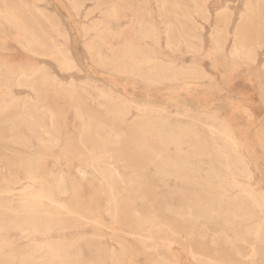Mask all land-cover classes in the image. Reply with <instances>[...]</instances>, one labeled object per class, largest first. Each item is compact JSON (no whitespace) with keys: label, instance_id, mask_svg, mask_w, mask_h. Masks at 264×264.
Masks as SVG:
<instances>
[{"label":"rangeland","instance_id":"obj_1","mask_svg":"<svg viewBox=\"0 0 264 264\" xmlns=\"http://www.w3.org/2000/svg\"><path fill=\"white\" fill-rule=\"evenodd\" d=\"M39 1L0 0L21 26L0 20V264H251L252 250L264 264V228L253 229L264 215L250 207L234 220L242 193L226 181V167L247 170L237 184L264 194V6L259 19L245 0H133L148 36L139 23L129 35L125 18L102 39L91 28L115 0ZM125 41L140 52L137 73L87 50L109 57ZM233 41L253 60L234 57ZM37 99L56 112L52 127L38 110L57 138L44 152L51 136L25 122Z\"/></svg>","mask_w":264,"mask_h":264},{"label":"bare ground","instance_id":"obj_2","mask_svg":"<svg viewBox=\"0 0 264 264\" xmlns=\"http://www.w3.org/2000/svg\"><path fill=\"white\" fill-rule=\"evenodd\" d=\"M39 1V0H38ZM67 1V0H66ZM73 4V8L77 9V10H80L82 7H83V3L79 0H70ZM160 1V0H159ZM194 1V0H192ZM40 2V1H39ZM114 2V0H113ZM156 2V0H155ZM143 5V4H142ZM261 5L264 6V0H245V11L247 14H250L252 16H255L257 18H261L260 16V13H261ZM72 6V5H71ZM72 9V8H71ZM76 12H79L77 11ZM226 10V9H225ZM101 12V18L96 22L94 23L93 25V28L92 31L93 33L95 32L97 35H101L102 36V39H107L109 34L111 35H114L113 31H112V27H113V24L115 23H118L119 21L125 19V18H128L129 19V26H128V30H129V35L133 32V30H135V25L139 23V26H140V29H139V33L143 36H148V30L146 28H144L140 21H142L143 19V14L141 13V11H139L138 9H136L134 7V4H133V0H115V2L110 6V7H105L104 10L100 11ZM173 12V11H172ZM223 12V11H222ZM126 13L130 14L129 16L127 15L126 16ZM200 14V13H199ZM247 14H245V18L247 19L248 16ZM229 15V14H228ZM251 16V18H252ZM77 17V16H76ZM0 20L3 21L4 23L6 24H12L13 26H15L16 28L18 29H21V26H18V25H15L13 23V18L8 16L7 13L4 11L3 8L0 7ZM127 20V19H126ZM260 22V21H259ZM91 24V23H90ZM93 24V23H92ZM115 30V29H114ZM118 30V28H117ZM88 31V30H87ZM91 31V30H89ZM88 31V33H90ZM121 31V29H120ZM88 33L86 35H88ZM219 34V33H218ZM119 35V34H117ZM17 36V35H16ZM165 36V35H164ZM135 38V37H134ZM94 39V38H93ZM96 39V37H95ZM129 39H131L129 37ZM215 39V38H214ZM92 40V39H91ZM113 40V39H111ZM133 40V39H131ZM14 41L19 45L21 46L22 48H24L25 50H28V51H33L35 49V45H37L38 43L36 42V40H34V38H31V41H23L21 40L19 37H14ZM122 41V40H121ZM106 42V41H105ZM108 42V41H107ZM133 42V41H132ZM215 45L217 48H219L220 46V41L216 38L215 39ZM122 43V42H121ZM16 44V45H17ZM108 44V43H107ZM140 44V43H139ZM260 44V43H259ZM167 45V44H166ZM95 46V45H94ZM97 46V45H96ZM112 46V45H111ZM111 46H108V51L110 50L113 51V54L111 56H107V57H101L99 56V54L97 53V51L95 50V48L93 46L90 45V47L88 46L87 50H89L88 52H90L92 54V56L96 57L97 61L99 63H103L105 62L107 67L110 68L111 70H114V71H124L125 69L126 70H130L131 72L133 73H137L138 71V67L136 66L139 61H143L142 58H141V55H140V52H138L139 50L138 49H135L133 48L132 44H129L127 41H125L124 44L120 45V48L117 49V50H113ZM140 46V45H139ZM231 52L233 54L234 57H238V56H241V55H245L247 57L248 60H253V56H252V53H246L245 52V47L243 44H239L235 41L232 42V49H231ZM172 53V52H171ZM191 53V51H190ZM55 54L59 56V58L57 57H52V59L56 60L58 59L59 60V66L61 67V69H63L64 71H67L69 69H71L73 67V63H72V60L70 58H68L67 56H65L64 54H62L60 52V50L56 49L55 50ZM53 56V55H52ZM232 56V57H233ZM49 57H51V55H49ZM243 58V57H242ZM238 59V58H237ZM57 60V61H58ZM199 60V59H198ZM33 63V62H32ZM35 63V62H34ZM103 65V64H101ZM106 67V66H104ZM37 69V68H36ZM38 71V70H37ZM129 71V72H130ZM124 72H127V71H124ZM35 74V73H33ZM32 75V74H31ZM9 77V76H8ZM20 77V76H19ZM16 78V77H15ZM24 78V77H23ZM16 80V79H15ZM7 81V80H6ZM5 84V80H4V83ZM72 84V82H71ZM18 88V87H17ZM58 88V87H57ZM12 90V88H11ZM13 91V90H12ZM3 92V91H2ZM6 92V91H5ZM8 92V90H7ZM75 93V90L74 89H71L68 91V94H74ZM101 93V92H100ZM3 95V94H2ZM102 96V95H101ZM112 96V95H110ZM110 96H107V97H110ZM46 97V96H45ZM4 100H2L3 102ZM30 101V100H29ZM122 102V101H121ZM123 104V103H121ZM34 110L33 111H29L27 113V120L25 121L26 122V125H28L29 127V130L31 132H33L34 134H36L39 130L43 129V126L41 125L40 121H39V117L37 116L39 113V111H43L45 112L44 114L47 115V118L49 119L47 122L49 126H54V123H55V115H56V112L53 111V109H51L48 105H46L43 101L37 99L35 102H34ZM39 110V111H38ZM129 113L128 112H123V111H120V110H117L116 111V115H117V119L119 121H121L123 124L126 123V118H127V115ZM45 115V116H46ZM44 117V115H43ZM166 120V119H165ZM218 120V119H217ZM46 123V122H45ZM135 123V122H134ZM134 123H126V125L130 126V125H135ZM202 125V124H201ZM205 125V124H204ZM206 126V125H205ZM56 127V126H55ZM63 127V126H62ZM46 128V127H45ZM65 128V126L63 127V129ZM208 131L210 133H212V129L213 128H208ZM44 130V133L45 134H49L51 136L50 140L48 141H45L42 143V146H41V149H42V152L44 151H47L49 149V147H51L52 145L54 146V144L56 143L57 144V138L54 137L53 135L50 134L49 130H46V129H43ZM214 131V130H213ZM226 131V130H225ZM46 136V135H45ZM224 136H228V133H225ZM158 137H161V136H158ZM231 137V136H230ZM229 138V137H228ZM40 140V139H39ZM163 140V139H162ZM11 141V140H10ZM15 142L16 143H19L18 142V139L15 138ZM52 146V147H53ZM110 146V145H109ZM28 149V148H27ZM66 152V151H65ZM48 153V152H47ZM68 152H66L67 154ZM43 154V153H42ZM37 159V162H41L42 159H43V155H38L36 157ZM58 162V161H57ZM60 165V163H59ZM66 165V163H65ZM65 167V166H64ZM54 168V167H53ZM227 171L229 172L228 174V177L226 178V181L228 183V186H231L232 188H238L240 190V192L242 193V201L241 204L237 203V201L239 200H235V206L232 207L231 209H229V214L231 215V217L235 220V219H241V220H245V219H249L250 216H251V209L250 207L253 209L254 208H257L259 209V212L262 214V216L264 215V194L260 191V189L258 188H255V189H249L248 186H241L239 184H237L236 182V179L235 177L240 175V176H243L244 178H247L249 176V173L247 170H242V171H239L238 173L236 172H232L231 169L229 167H226ZM82 174V173H80ZM161 174V173H160ZM60 175V174H59ZM59 177V176H58ZM61 178V177H59ZM250 178V176H249ZM62 179H59V182H61ZM37 181V180H36ZM185 181V179H184ZM188 181V180H187ZM249 181V180H248ZM208 182V181H207ZM105 183V182H104ZM62 184V183H61ZM105 185V184H104ZM105 187V186H104ZM109 189L112 190L113 186L112 185H108ZM106 188V187H105ZM208 188V186H207ZM107 189V188H106ZM40 190H42L40 188ZM29 191V190H27ZM38 191V190H37ZM10 193V192H9ZM20 193V192H19ZM25 193V192H24ZM58 193V192H57ZM110 194V193H109ZM218 194V193H217ZM64 195V191H63V194L59 195V196H62ZM75 195V194H74ZM78 197V196H77ZM77 197H76V200H77ZM75 199V198H74ZM109 199V198H107ZM34 201V200H33ZM32 201V202H33ZM52 201V200H51ZM108 201V200H107ZM28 202V201H27ZM26 202V204H27ZM82 202V201H81ZM109 202V201H108ZM134 203V202H133ZM206 204V203H205ZM20 205V204H19ZM30 205V204H29ZM27 205V207L29 206ZM49 205V204H48ZM53 205V204H52ZM110 205V204H109ZM109 205H106V206H109ZM23 206V205H21ZM51 206V205H50ZM36 209V208H35ZM107 209V208H106ZM115 209V207H114ZM23 210V209H22ZM31 210V209H29ZM117 210V209H116ZM21 211V210H20ZM110 211V210H109ZM28 212V211H27ZM35 212V210H34ZM105 212V211H104ZM202 214L205 216V215H208V210H207V207L204 206L201 210ZM33 213V212H32ZM134 213V211H133ZM136 213V212H135ZM133 215V217H135L137 215ZM17 214V212H16ZM19 214V213H18ZM28 214V213H27ZM108 214H111V213H108ZM92 216V215H91ZM110 216V215H109ZM108 216V217H109ZM115 216V215H114ZM138 217V216H137ZM151 217H153L151 215ZM112 218V217H111ZM110 218V219H111ZM156 218V217H155ZM264 218V217H263ZM114 219V218H113ZM136 219V218H135ZM143 219V218H142ZM112 220V219H111ZM144 220V219H143ZM101 221V220H100ZM99 221V222H100ZM140 222V220H137ZM142 221V220H141ZM158 221V220H156ZM143 222V221H142ZM235 222V221H234ZM103 223V222H102ZM137 223V222H136ZM144 223H142V226H143ZM138 224H136L137 226ZM154 225V224H153ZM34 226V225H33ZM141 226V225H140ZM141 226V227H142ZM145 226V225H144ZM143 226V227H144ZM152 226V224H151ZM155 226V225H154ZM142 227V228H143ZM162 227V226H161ZM231 227V226H230ZM32 228V227H31ZM160 228V227H159ZM157 228V229H159ZM164 228V227H163ZM264 228V219L262 218H259L258 219V222L257 224H255V227L253 228L254 229V234L257 238H259V234H260V230ZM136 229H138L136 227ZM141 230V229H140ZM138 230V231H140ZM156 229H154V227H150V228H147L144 232L146 233L148 239L152 238L153 236V233L155 232ZM27 233V232H26ZM229 234V233H228ZM227 237V236H226ZM255 237V238H256ZM84 238V237H83ZM100 238V237H99ZM229 238V237H228ZM227 238V239H228ZM153 239V238H152ZM151 241V240H150ZM153 241V240H152ZM141 242V239L140 241ZM48 244V243H47ZM174 244V243H173ZM46 245V243H45ZM158 245V244H157ZM49 246V245H48ZM165 246V245H164ZM47 247V246H46ZM44 247V248H46ZM161 247V246H160ZM166 247V246H165ZM131 248V247H130ZM147 248V247H145ZM155 248V247H154ZM164 248V247H163ZM53 248H51V246L49 248H47L46 251L50 252L52 251ZM168 249V248H167ZM126 250V249H124ZM247 250V249H246ZM251 250V249H250ZM249 250V251H250ZM45 252V251H44ZM56 252V251H54ZM131 252V251H130ZM192 252V251H190ZM254 250H252L250 252V254L247 256L250 260L249 263L253 264V253ZM141 253V252H140ZM127 254V253H126ZM134 254V253H133ZM45 255V254H42V256ZM54 256V255H53ZM124 256V255H123ZM158 256V255H157ZM255 256V255H254ZM49 257V255H48ZM47 257V258H48ZM56 257V256H55ZM76 257V256H75ZM244 257V256H243ZM41 258V257H40ZM102 258V257H101ZM246 258V259H248ZM42 260H45V259H42ZM47 260V259H46ZM50 260V259H49ZM134 260V259H133ZM40 261V260H39ZM51 261H54V260H51ZM65 261V260H64ZM63 261V262H64ZM195 261V260H194ZM101 262V261H100ZM130 262V261H129ZM1 263V262H0ZM42 263V261H41ZM54 263H57V262H54ZM60 263V262H59ZM84 263V262H83ZM61 264V263H60ZM255 264V263H254ZM258 264V263H257Z\"/></svg>","mask_w":264,"mask_h":264}]
</instances>
